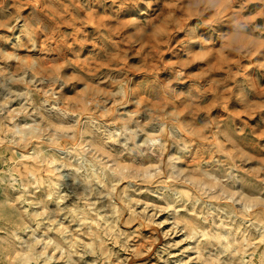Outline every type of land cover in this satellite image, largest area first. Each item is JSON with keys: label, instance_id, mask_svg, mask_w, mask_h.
Listing matches in <instances>:
<instances>
[{"label": "clouds", "instance_id": "clouds-1", "mask_svg": "<svg viewBox=\"0 0 264 264\" xmlns=\"http://www.w3.org/2000/svg\"><path fill=\"white\" fill-rule=\"evenodd\" d=\"M0 264H264V0H0Z\"/></svg>", "mask_w": 264, "mask_h": 264}]
</instances>
